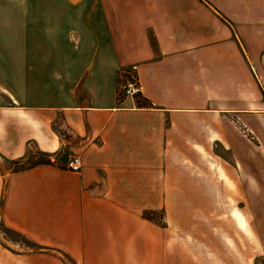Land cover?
<instances>
[{
    "label": "crops",
    "instance_id": "1",
    "mask_svg": "<svg viewBox=\"0 0 264 264\" xmlns=\"http://www.w3.org/2000/svg\"><path fill=\"white\" fill-rule=\"evenodd\" d=\"M0 160V264H202L143 212L230 187L264 247V0H0Z\"/></svg>",
    "mask_w": 264,
    "mask_h": 264
},
{
    "label": "rangeland",
    "instance_id": "2",
    "mask_svg": "<svg viewBox=\"0 0 264 264\" xmlns=\"http://www.w3.org/2000/svg\"><path fill=\"white\" fill-rule=\"evenodd\" d=\"M22 15L21 22L16 26L18 33L25 34L34 27V24L29 22V16L23 20ZM41 43L43 44L40 46L34 45L43 51L34 52L32 56L27 55V64L44 61L45 47L44 42ZM20 46L24 50L32 47L28 45L24 48L23 43ZM4 164L0 160V165ZM233 192L230 187V195L234 197L230 196L229 199H222L219 196L214 199H181L177 201L176 207L180 216L175 212L170 215L169 201L158 209H145L143 214L151 222L170 231V242H180L182 258L189 256L202 264L205 261L207 264H264V247L258 234L252 230L250 214L244 206V201L236 199Z\"/></svg>",
    "mask_w": 264,
    "mask_h": 264
},
{
    "label": "built area",
    "instance_id": "3",
    "mask_svg": "<svg viewBox=\"0 0 264 264\" xmlns=\"http://www.w3.org/2000/svg\"><path fill=\"white\" fill-rule=\"evenodd\" d=\"M122 92L124 95L130 97H135L140 93L139 83L133 67L124 72ZM81 165L82 163L79 155H71L65 162L66 168L75 172L81 169Z\"/></svg>",
    "mask_w": 264,
    "mask_h": 264
},
{
    "label": "trees",
    "instance_id": "4",
    "mask_svg": "<svg viewBox=\"0 0 264 264\" xmlns=\"http://www.w3.org/2000/svg\"><path fill=\"white\" fill-rule=\"evenodd\" d=\"M136 98L138 103H143L139 94L136 96ZM50 156L51 154L40 151H37L35 153H30L26 155L24 159L22 158L20 160L12 161L14 163L13 170L23 169L41 163H50L51 162Z\"/></svg>",
    "mask_w": 264,
    "mask_h": 264
}]
</instances>
